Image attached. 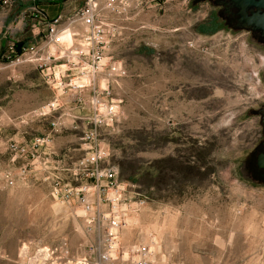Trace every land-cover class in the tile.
Instances as JSON below:
<instances>
[{
  "label": "rangeland",
  "instance_id": "1",
  "mask_svg": "<svg viewBox=\"0 0 264 264\" xmlns=\"http://www.w3.org/2000/svg\"><path fill=\"white\" fill-rule=\"evenodd\" d=\"M18 1L0 8V37L7 32L36 44L45 27L24 19L28 2ZM192 3L143 0V8L111 17L129 36L131 80L145 70L138 78L145 100L136 104L135 82L125 93L111 87L119 117L98 129L107 154L101 166L118 171L127 204L113 214L119 226L104 219L108 206L86 212L56 193L84 182L77 167L87 153L83 129L80 140L58 142L53 154L44 150L54 147L53 129L69 112L63 99L73 93L64 92L70 79L55 90L36 86L45 70L36 59L52 57L51 68L62 48L39 46L31 61L0 63V264H264V179L250 169L263 142L264 45L246 41L245 33L200 37L195 26L210 8ZM85 4L70 0L64 14ZM104 80L97 76L98 99ZM40 102V109L26 107Z\"/></svg>",
  "mask_w": 264,
  "mask_h": 264
},
{
  "label": "built area",
  "instance_id": "2",
  "mask_svg": "<svg viewBox=\"0 0 264 264\" xmlns=\"http://www.w3.org/2000/svg\"><path fill=\"white\" fill-rule=\"evenodd\" d=\"M176 0H156L158 5H167ZM18 0H0V8L8 9ZM104 3V10L107 13L106 17L101 15V5ZM143 0H86V4L75 14L66 16L59 14L53 19H49L45 11L40 10L35 6H31L21 13L26 16V19L37 21V24H42L45 27L46 34L41 36V40L37 43L30 42L23 50L21 55H17L16 44L21 40L18 38H10L7 32H3L0 41L4 42L2 47V58L5 63H17L23 61H31L40 49L47 48L53 50L54 47L62 48L60 59H67L74 62L85 63L83 68L76 76H65L59 70L57 77L54 70L48 73L47 79L55 88L59 82L63 85V79L66 77L69 80L67 87L72 91H83L86 88H91L94 94L91 100V114L88 117V122L91 125L83 135V142L87 151L86 156L78 163L80 177L84 182L76 187L64 186L56 190L58 195H62L65 201L77 200L86 212H93L95 204L100 206H108L109 214L104 215V219H110L116 226H119L118 219L113 216L117 212L123 210L120 207H125L127 204L123 198V188L118 182V171L114 167H102L101 164L106 159V152L99 147L98 129L105 126H112L119 117V104L111 96V84L117 81L123 74V65L115 60L106 57V51L110 47V43L114 38L121 35L120 27L117 26L111 17L128 12L132 8H143ZM77 27H82L84 33L77 31ZM69 40V41H68ZM80 42L82 47L76 46V42ZM39 43V44H38ZM67 53L73 54L76 58L72 59ZM40 57L37 62H40V68L49 70L48 60ZM58 59V58H57ZM86 59L90 62L87 63ZM83 60V61H82ZM51 76V79L48 76ZM105 76V87L103 99L97 97V76ZM77 172V175H78ZM1 179V177H0ZM9 186L14 185V181H6ZM61 194H60V193ZM145 200L139 201V205L145 204ZM125 205V206H124ZM100 215V212H99Z\"/></svg>",
  "mask_w": 264,
  "mask_h": 264
},
{
  "label": "crops",
  "instance_id": "3",
  "mask_svg": "<svg viewBox=\"0 0 264 264\" xmlns=\"http://www.w3.org/2000/svg\"><path fill=\"white\" fill-rule=\"evenodd\" d=\"M35 0H27L24 2H28L27 6L31 7L33 5V2ZM40 1V0H37ZM70 1V0H69ZM19 3V1H18ZM43 4H41L42 9H44L45 13L48 15V17L50 19L55 18L57 15L64 14V10H63V6L65 4H58V5H46L44 2H42ZM67 3V2H66ZM31 5V6H30ZM22 8H25L24 5H21ZM28 7V8H29ZM170 10V9H169ZM182 10V8L178 9V10H170V15H168V18H171L172 15H174V17H177L176 12L179 13ZM67 15V14H64ZM154 23L156 21H153ZM39 26L42 27V25L39 23ZM146 25V24H145ZM121 29L123 30V27H121ZM121 31V35L118 36L117 38H114L112 40V42L110 43V47L108 48V50L106 51V57L111 59V60H115L117 62H119L120 64L123 65L124 71L123 74L121 75V77H119L117 79V81H114L111 84L112 89H114L115 91H118L119 93H125L128 90V87L130 86V84H132V82H135L137 88H136V92L138 95V102L136 103L137 105H139V102H143L144 99V93L142 91L143 87H144V82L143 80H139L138 78L143 77L145 75V70L144 68H138L136 71V77L137 80L133 81L131 80V76L134 74H131L129 69H128V64H127V56H126V52L128 51V48L125 46L126 44H128L129 41V36L128 34L123 33L122 35ZM78 45L81 46V43L78 41L77 43ZM4 45V42L0 41V56L2 55V47ZM124 46V48H123ZM141 50V49H140ZM83 61V60H82ZM88 61V62H87ZM86 62L89 63L90 60L86 59ZM0 63H2V61H0ZM54 66H52L51 64V68L49 70H38V75H37V85L36 86H43V82L49 86L50 84L53 86V84L47 79V75L50 71L52 70H56L58 68V70H60L62 72L63 75L65 76H76L83 68H85V63L81 62L80 64L78 62H72L70 60L67 59H55L53 61ZM67 78L65 77L63 79V84L65 82H67ZM51 86V87H52ZM54 87V86H53ZM52 89L55 90L56 88L54 87ZM64 92L65 94H68L69 92L73 93V100H68V99H63V103H62V107L68 108L69 112H67V110L65 109V113L60 115V123L58 121V127L53 129L55 132H57L58 134L55 135L53 138L54 141V147H50L52 149L48 147H46L44 150H46V152L53 154L57 151L58 148H60L59 143L62 140L64 141H74V140H80L81 138H78V131L83 129V132L86 131V127L88 122V117L91 114V103L89 101H87V99H90V96H87V92H89L90 94L93 93L91 88H86L83 91H72L71 89H68V87H64ZM84 93H86L84 95ZM82 96H84V98H82ZM66 97V96H65ZM92 99V98H91ZM120 102H122V100H119ZM87 102V104H86ZM44 102H40V103H35L31 104V105H26V107H35L36 109L39 107V109L43 106ZM143 106V105H142ZM43 109V108H42ZM88 109V110H87ZM42 115H38L37 112V116L39 120H43V121H47V117L43 118L41 116H45L44 113H40ZM52 130V131H53ZM50 137V136H49ZM45 143V141L43 142ZM77 152H81V150H84L83 148H78L76 149Z\"/></svg>",
  "mask_w": 264,
  "mask_h": 264
},
{
  "label": "flooded vegetation",
  "instance_id": "4",
  "mask_svg": "<svg viewBox=\"0 0 264 264\" xmlns=\"http://www.w3.org/2000/svg\"><path fill=\"white\" fill-rule=\"evenodd\" d=\"M192 6L196 10L202 4H207L210 8V13L195 26V31L200 37L212 38L220 32H231L233 34L245 33L246 41L264 45V35L261 32L253 31L247 28V21L241 13V9L231 0H192ZM264 11V10H262ZM258 9L252 7L247 10V18H252L257 14ZM264 107V106H263ZM262 108L259 113L262 116ZM262 143L255 149L251 155L250 169L256 175L264 179L263 170L259 169L257 164V156L261 152Z\"/></svg>",
  "mask_w": 264,
  "mask_h": 264
},
{
  "label": "water",
  "instance_id": "5",
  "mask_svg": "<svg viewBox=\"0 0 264 264\" xmlns=\"http://www.w3.org/2000/svg\"><path fill=\"white\" fill-rule=\"evenodd\" d=\"M235 3L240 9L243 17L247 21V28L261 32L264 35V0H231ZM252 7H256L258 9L257 14H255L252 18H247V10ZM262 114L264 115V107L262 109ZM263 127V142L261 152L257 156V164L259 169L263 170L264 176V120L262 122Z\"/></svg>",
  "mask_w": 264,
  "mask_h": 264
},
{
  "label": "trees",
  "instance_id": "6",
  "mask_svg": "<svg viewBox=\"0 0 264 264\" xmlns=\"http://www.w3.org/2000/svg\"><path fill=\"white\" fill-rule=\"evenodd\" d=\"M68 1L69 0H40V1L35 0L33 2V5L32 6H35V7L39 8L40 10H43L44 11V9H42V7H41L42 6L41 4H43L42 2H44L46 5H58V4H65ZM49 19L50 18H48V23L50 22ZM30 42L31 41H29L27 39H23L19 43H17L16 44V52H17V55H21L23 53V50L25 48H27V46H28V44ZM0 61L7 62V61H4V59L2 58V55L0 56Z\"/></svg>",
  "mask_w": 264,
  "mask_h": 264
},
{
  "label": "bare ground",
  "instance_id": "7",
  "mask_svg": "<svg viewBox=\"0 0 264 264\" xmlns=\"http://www.w3.org/2000/svg\"><path fill=\"white\" fill-rule=\"evenodd\" d=\"M54 48H55V47H54ZM55 50H56V49H55ZM55 50L53 49V51H55ZM53 51H52V52H53ZM45 256H46V255H44V257H45ZM39 257H40V256H39Z\"/></svg>",
  "mask_w": 264,
  "mask_h": 264
}]
</instances>
